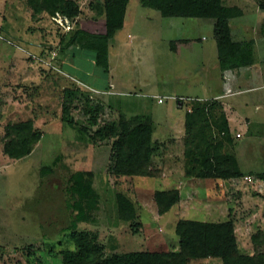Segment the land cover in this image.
<instances>
[{"label": "rangeland", "instance_id": "374dc122", "mask_svg": "<svg viewBox=\"0 0 264 264\" xmlns=\"http://www.w3.org/2000/svg\"><path fill=\"white\" fill-rule=\"evenodd\" d=\"M83 1L85 20L91 18L89 5L96 0ZM224 1L243 10L231 20L234 36L257 37L262 45L264 10L259 5L264 0ZM33 11L26 0H0V31L5 38L0 40V264H64L63 252L75 248L69 228L77 211L71 207L69 188L77 171L90 177L100 193L90 220L79 221L78 228L97 232L106 255L178 250L175 228L182 218L234 219L240 251L253 254L258 246L264 250V181L258 177L264 171V140L253 137L242 121L234 119V129L244 135L224 147L237 156L243 175L229 179L186 176L184 122L193 100H185L182 107L172 97L158 100L165 94H195L208 83L211 92L223 91L215 19L164 16L140 0H131L124 29L132 34L127 37L128 48L119 52L115 42L110 48L109 73L117 84V92L112 93L96 89L108 84L104 74L109 77V73L92 63V50L75 60V77L69 75L73 59L68 57L62 65L60 39L79 21L63 20L71 24L68 28L48 12L36 17ZM59 16L56 14L62 19ZM256 20H262L258 23L262 32L256 29ZM102 28L101 23L98 30ZM33 32L40 44L37 50L21 41L26 35L34 39ZM180 38H187L186 43ZM172 39H179V53L171 49ZM134 46L137 49L131 55ZM150 88L159 95L150 94ZM241 97L229 99L237 102ZM244 110L230 109V115L253 111ZM137 116H151L156 126V176L118 175L110 170L113 137L103 134L122 117ZM26 120H32L42 136L31 154L16 159L5 151L8 125ZM71 120L74 125L69 124ZM175 188L180 190L179 202L160 214L156 190ZM118 191L134 201L135 219L121 218ZM256 234L259 243L254 240ZM189 264L224 262L220 257H208L190 259Z\"/></svg>", "mask_w": 264, "mask_h": 264}, {"label": "trees", "instance_id": "16d2710c", "mask_svg": "<svg viewBox=\"0 0 264 264\" xmlns=\"http://www.w3.org/2000/svg\"><path fill=\"white\" fill-rule=\"evenodd\" d=\"M130 0H103L94 3L95 12L105 17L104 29L93 31L76 23L75 28L60 39L62 50L71 46L95 51L96 63L104 72L110 71V39L124 26ZM33 14L57 13L77 20L83 10L78 0H26ZM141 4L159 10L164 16L203 17L215 19L214 34L217 40L218 60L222 70L248 66L255 60V40L234 38L231 20L241 16L243 10L228 5L224 0H140ZM264 10V1H260ZM175 48V41H172ZM71 92V91H70ZM191 111L186 114L185 175L189 177L233 178L243 175L237 156L226 151V143H235L223 104L217 98L193 99ZM69 108L66 107V111ZM217 110H220L217 112ZM66 118V117H65ZM74 125L73 120L68 121ZM81 127L80 130H83ZM86 129V128H85ZM154 122L151 116L121 118L109 127L113 137L110 151V170L118 175L156 176L153 167L158 140L154 138ZM215 131V132H214ZM217 132V134H216ZM42 136L32 120L8 125L6 153L16 159L32 153ZM264 181V171L258 173ZM70 193L71 207L76 216L69 229V238L75 248L63 252L64 264H189L190 259L220 257L224 264H264V250L258 246L255 253H242L236 235L235 220L202 221L182 218L176 224L180 247L171 251H129L105 254V245L98 233L79 229V221L90 220L100 193L90 177L83 171L72 174ZM158 211L163 214L181 198L180 190L159 189L155 192ZM116 202L123 220L136 218L134 201L118 191ZM254 240L261 239L256 234Z\"/></svg>", "mask_w": 264, "mask_h": 264}, {"label": "crops", "instance_id": "0c3cea01", "mask_svg": "<svg viewBox=\"0 0 264 264\" xmlns=\"http://www.w3.org/2000/svg\"><path fill=\"white\" fill-rule=\"evenodd\" d=\"M82 10L84 11V1L82 2L81 0H78ZM92 0H90L91 2ZM96 2H103V0H96L94 1V3ZM131 0L129 1L130 4ZM94 3L91 2L89 5V9L92 12V16L91 18H87L85 20L82 19V14L77 18L76 22L79 21V25L81 26H85L86 28L93 30V31H98V27L99 25H103L104 29V22H105V17L103 14H98L95 12L94 9ZM129 4L127 7V11H126V17H125V22H124V26L119 29L116 34L114 35L113 38L110 39V48H111V44L115 42L117 48L119 49V52L122 51H126L127 50V46L126 43H128L127 41V37H132V34L129 32L126 34L125 32V27L127 24V20H128V8H129ZM262 10V9H259ZM263 11V10H262ZM260 12V11H259ZM261 17L264 19V15L262 14ZM41 21V20H39ZM243 22H245V20H242ZM240 21V22H242ZM255 21V20H254ZM262 20H256V29H259V25ZM87 23V24H86ZM36 24L38 25L39 22H36ZM41 25H39V28ZM232 26V25H231ZM233 28V27H232ZM244 29L243 25H241L239 27L240 32ZM43 31V29H41ZM101 30V29H100ZM234 30V28H233ZM232 30V33H233ZM259 32L263 31V28L259 29ZM40 31V29H39ZM45 31V29H44ZM244 32V31H243ZM34 34V35H33ZM235 34L233 33V36ZM242 35V32H241ZM28 35H26L25 40H21L22 43H24V45L32 48V49H38L40 47L39 41H37L36 38V34L33 32L32 33V38L27 37ZM35 36V37H34ZM235 39L237 40H241V39H250L247 38L245 36H242V38L239 37H235ZM255 40V60L252 64L245 66V67H241V68H236V69H227V70H222L220 68L219 65V69L221 72L220 75V84L222 85L223 91L219 92V93H213L211 92V89L209 87V83L207 87H204V85L201 86V88H198V90L196 92H194L195 94H178V96H184L188 99H211V98H217L224 106V109L226 111L228 120H229V124H230V128L231 131L234 135V137H242L244 134L243 132L238 129L235 128L233 126V121L234 119L236 121H242L243 123L241 124L242 126L246 127L250 133L253 135V137L259 139V140H264V94H262L261 92L264 93V43H260V45L258 44L257 41V37H251ZM262 38V42H264V37ZM21 39V38H20ZM260 39V38H259ZM165 40V39H164ZM177 40L179 39H172L170 40V44H171V49L176 52L179 53L180 52V47L177 44ZM172 41H175V48H172ZM180 41L182 43H186L187 38H180ZM261 46V47H260ZM131 48V47H130ZM262 48V50H260ZM134 49H137V46L132 47V49L130 50L131 55H133V51ZM87 49H83L80 48L78 46H71L67 49L62 50L61 48L59 49L58 52H60V59H62V65L65 66V64L68 62V57L70 59H73L72 61V65L74 66L73 68V72H70L71 74H69L71 77H75L76 74H72L75 73L76 70V62L75 60L79 57H84V55H86ZM93 51V50H92ZM137 51V50H136ZM94 53H92V63L96 62V54L95 51H93ZM121 54V53H120ZM123 55V54H121ZM50 56V54L48 55ZM91 56V55H90ZM217 56H218V47H217ZM64 57V58H63ZM110 67H111V61H110ZM66 69V68H65ZM72 69V68H71ZM93 71V70H92ZM95 74V72L93 73ZM105 78L107 79V83L103 86H101L100 88H96V89H103L105 91H109L112 93H116L117 91H115V87L117 86L116 82L113 81L114 78L111 77L112 75L109 73V77H107L104 74ZM79 81V78H76ZM233 85V86H232ZM226 88V89H225ZM153 89L150 88L149 89V93L157 96L159 94L157 93H153ZM197 93V94H196ZM199 93H203L202 96ZM257 93V94H256ZM258 94H260L258 96ZM234 95H242L241 100L239 101H234V100H230L229 98L231 96ZM248 95V96H245ZM165 96H172V95H166ZM175 96V97H178ZM164 102V101H163ZM185 100H178V104L180 107L184 106ZM252 108V114H244V113H237V115L231 116L230 115V109L237 111V109H245L244 111H246V109H250ZM188 112V111H187ZM186 112V114H187ZM186 114H185V122H184V127L186 126ZM154 128L156 129V126H154ZM186 128V127H185ZM155 129H154V138L158 137L157 135H155ZM241 133L240 136H238L237 134ZM263 150V149H260ZM264 151H261V154H263Z\"/></svg>", "mask_w": 264, "mask_h": 264}, {"label": "built area", "instance_id": "2783aa9c", "mask_svg": "<svg viewBox=\"0 0 264 264\" xmlns=\"http://www.w3.org/2000/svg\"><path fill=\"white\" fill-rule=\"evenodd\" d=\"M57 15H60V14L57 13ZM59 17H62V19H60V18L54 16V18H56L57 21H59L62 25H64V27L67 26L68 28H71V24H70V23L65 24L64 21H63V20H67V21H69V18H68V17H64V16H59ZM1 39L5 40L4 35H3L2 32L0 31V40H1ZM50 56H51V54H50ZM40 59H41L42 61H46V58H44V57H41ZM46 62H47V61H46ZM49 63H51V62H49ZM169 97L175 98V99H177V100H186V99H187V98L184 97V96H178V97H175V96H158V100H159V102H163V101H165V98H169ZM237 135L240 136L241 133H238Z\"/></svg>", "mask_w": 264, "mask_h": 264}]
</instances>
